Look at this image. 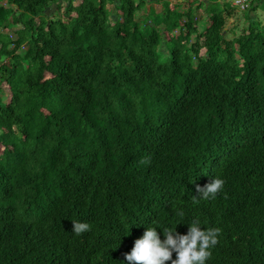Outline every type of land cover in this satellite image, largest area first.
Listing matches in <instances>:
<instances>
[{
	"label": "trees",
	"instance_id": "trees-1",
	"mask_svg": "<svg viewBox=\"0 0 264 264\" xmlns=\"http://www.w3.org/2000/svg\"><path fill=\"white\" fill-rule=\"evenodd\" d=\"M155 1L146 32L147 0L0 3V264H124L181 219L219 229L207 264H264L261 0L233 37L223 2L200 0V29L195 0ZM214 175L223 190L194 202Z\"/></svg>",
	"mask_w": 264,
	"mask_h": 264
},
{
	"label": "clouds",
	"instance_id": "clouds-1",
	"mask_svg": "<svg viewBox=\"0 0 264 264\" xmlns=\"http://www.w3.org/2000/svg\"><path fill=\"white\" fill-rule=\"evenodd\" d=\"M224 179L219 175H214L211 181L198 187L199 196H193L194 202L199 199L205 201L215 199L216 195L223 190ZM199 198V199H197ZM175 214L183 218L182 209L176 210ZM184 222L183 219L179 223ZM172 227H162L164 239L158 231L160 226H147L144 234L137 238L130 252L125 253L124 264H166L171 260V264H207L212 255L211 249L218 242V228H204L197 219L189 222L187 234L177 232V225ZM91 230V225L85 221L74 220V230L72 233L80 235ZM173 252L176 258L173 259Z\"/></svg>",
	"mask_w": 264,
	"mask_h": 264
},
{
	"label": "rangeland",
	"instance_id": "rangeland-1",
	"mask_svg": "<svg viewBox=\"0 0 264 264\" xmlns=\"http://www.w3.org/2000/svg\"><path fill=\"white\" fill-rule=\"evenodd\" d=\"M139 1V0H138ZM151 0H147V11L145 12V6H143L141 9H139V11L137 12V21L140 23V27L143 29V31H147V27L148 25H154L157 24L158 28H163V14L161 13V11L164 9V5L163 2H157V1H153L150 2ZM164 1V0H163ZM166 1V0H165ZM169 1V0H168ZM174 3H179V8L183 9V2H185V0H171ZM207 2V0H204ZM226 4L227 6H231L234 8L235 10V14L236 16L240 17L237 20H234L233 18L230 19V26L229 28L233 27V30L230 31L229 33V37H233L235 35H237L239 32L242 31V29L247 26L248 24V19L247 16L249 14L248 10L246 9H241L239 6L234 5L232 0H212L208 3V5L206 6V8L208 9V11L213 12L214 10H221L223 8V3ZM0 3L6 4L7 2L6 0H0ZM200 4V0H195V2L193 3V7H194V12H195V17H196V21L200 27V29H202V27L204 26L208 14L205 11V8L203 6L199 7ZM151 7V8H150ZM47 13L49 14V16H52L54 14V10L48 9ZM256 15L263 21L264 23V0H261V4L258 6L257 10H256ZM54 16V15H53ZM148 25H147V24ZM146 24V25H145ZM4 32L9 33L13 38L17 37V32L15 29H3ZM172 46L171 42H165V46H163L160 49V54L162 56L163 60H167L170 56V48ZM9 47H12L11 45ZM24 50V49H23Z\"/></svg>",
	"mask_w": 264,
	"mask_h": 264
},
{
	"label": "built area",
	"instance_id": "built-area-1",
	"mask_svg": "<svg viewBox=\"0 0 264 264\" xmlns=\"http://www.w3.org/2000/svg\"><path fill=\"white\" fill-rule=\"evenodd\" d=\"M234 5L239 6L241 9H246L250 0H232Z\"/></svg>",
	"mask_w": 264,
	"mask_h": 264
}]
</instances>
